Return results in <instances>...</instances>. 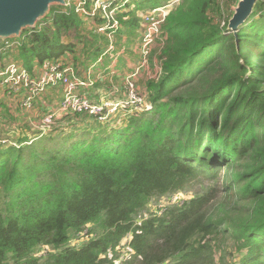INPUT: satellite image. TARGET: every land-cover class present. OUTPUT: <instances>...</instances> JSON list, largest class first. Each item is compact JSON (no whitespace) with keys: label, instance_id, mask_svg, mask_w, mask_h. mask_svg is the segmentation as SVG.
Segmentation results:
<instances>
[{"label":"trees","instance_id":"obj_1","mask_svg":"<svg viewBox=\"0 0 264 264\" xmlns=\"http://www.w3.org/2000/svg\"><path fill=\"white\" fill-rule=\"evenodd\" d=\"M230 4L181 0L169 14L149 111L106 123L64 116L46 133L24 123L0 146V264H222L226 239L235 257L225 264H264V1L236 35L221 25ZM139 10L116 15L118 38H139ZM78 14L75 2L51 7L24 33L20 59L24 50L87 70L103 50L63 40L83 39ZM0 110V124L18 123L5 100ZM191 190L151 213L154 200Z\"/></svg>","mask_w":264,"mask_h":264},{"label":"built area","instance_id":"obj_2","mask_svg":"<svg viewBox=\"0 0 264 264\" xmlns=\"http://www.w3.org/2000/svg\"><path fill=\"white\" fill-rule=\"evenodd\" d=\"M70 2L76 3V0H67V5H69ZM116 3L117 0H98L97 10H95V2L93 0L90 11L84 6L83 9L87 11V14L82 15H88L90 20H94L98 13L101 20L103 19V24L98 29L105 33L111 30V33L114 34L115 31L120 28L118 25L120 24L119 21L115 18L112 19V15L115 13L117 15L120 11H116L114 7H112ZM172 6L173 4L169 3L165 6L154 8L143 16L141 21L142 28L140 27L143 37L141 45L144 55L143 62L146 59L150 46L158 39L162 25L166 22ZM23 35L17 38H0V85L3 87L5 90L4 93L6 94L17 95L27 92L20 102V105L24 107L26 111L31 110L36 98L40 99L48 90L57 87L63 88V95L61 100L57 103V106L49 109V111L46 108V113L43 114L38 121L39 125L36 128L43 133L49 132L56 123V120L64 116L86 115L94 118L99 123H106L110 119L115 118L114 114L120 105H123L124 112L143 113L151 109L150 105L146 104L144 96L138 92L136 81L138 71L130 74L128 78L124 80V91L127 94L126 96L129 97V100H124V95H121L116 98L120 100L119 102H113V98L110 97H102V100L96 101L82 94L79 89L84 86L86 82L76 75L77 73L74 66H62L51 61H46V63H43L44 66L39 75H31L24 67H19L13 57L18 54L19 47L28 36L26 35L23 37ZM143 62L142 67H145ZM157 69H159L158 78L159 75H161V69L160 67ZM88 86H93V81H88ZM3 124L4 123L0 124V128L3 127L5 130L6 128ZM13 134L14 132L12 131L9 132L6 137H0V146L11 144L9 137ZM167 198L158 201L156 212L165 208V200ZM162 200L165 201L164 205H160ZM171 201L172 200H170V202ZM167 204H169V202Z\"/></svg>","mask_w":264,"mask_h":264},{"label":"rangeland","instance_id":"obj_3","mask_svg":"<svg viewBox=\"0 0 264 264\" xmlns=\"http://www.w3.org/2000/svg\"><path fill=\"white\" fill-rule=\"evenodd\" d=\"M83 1L84 0H76L77 6H78L77 12L79 13L78 16H80V17L84 16L83 19L86 21V23L83 21V34H82L83 39H80L78 37L77 32L72 31L73 34H71V36L68 38H63V40L72 42L73 44L77 45L76 46L77 50H82V48L86 45V42H87L86 40H90L93 43H95V45H92L93 49L97 48V46H100V48L103 51L100 53L98 61L89 65L88 66L89 68L85 71V73H87L89 75L90 80H93V79L95 80L96 76L98 79H99V77H102V79H103L102 84L106 88L103 91L106 93H110L111 96L112 95L116 96L115 98H113V100H114L113 102H119L120 100H118L116 98H117V96L119 97L121 95H124V97H125L124 100H126V101L129 100V97L126 96L127 94L124 91V80L127 79L130 74L138 71L137 78H136L137 86H138V92L142 96H144V100H145L146 104L150 105V107L152 108V105H151L149 97H148V84L150 81L158 80L161 76V75H159V77L157 78L159 69H157V67H156V65L159 62V55H160V49H159L158 45L161 44V41H158V39L156 41H154V43L149 48V51L146 55V59L143 62L144 55H143V49L141 46L142 45V39H143L142 29H141L142 27L139 28L137 31L136 30L134 31L135 35H136V32L139 34V38L137 40H135L131 34L130 35H122V37L120 39V38H118V35L116 34L117 32L113 34V33H111L112 32L111 30H108L107 33H105L104 31H100L99 29L96 28L97 18H100L98 13H97V16L94 18V21H91L89 19L90 17L88 15H82V14H87V11H85L83 9L85 6V2H83ZM94 2H95L94 9L97 10L96 8L98 6V0H94ZM143 2H144V0H117V3L112 7H114V9L116 11L120 10L119 14H124L126 12L139 10V5L142 4ZM169 3L173 4V6L170 9L171 10L170 13H171L176 8H178V6L181 3V0H169V1L166 0V1L162 2V6H165L166 4H169ZM225 4H227V1L225 2ZM234 7H235L234 4H230V8L227 6L224 7V12H221V14H220L222 26H225L226 23L228 21H230V19L232 18L233 12H234ZM99 10H102V9H99ZM151 10L152 9L142 10L140 8V10L137 12V14L141 18V21H142L143 16ZM113 18L117 19L116 13L112 15V19ZM91 22H92V24H91ZM118 25L120 28H122V30L126 31L124 26L121 24V22ZM141 25H142V23H141ZM232 33H234V32H232ZM105 37H107V39H105ZM80 40H82V41H80ZM134 40H135V42H134ZM96 42H97V45H96ZM236 42H237V40H236ZM26 47L29 48L28 43H26ZM20 54H21L22 59H20L19 54H16L15 56H13L15 58L14 61H16L18 63V64L17 63L16 64L19 67H24V69L29 71V73L31 75H33V74L35 76L39 75L44 64L42 65V63L39 61L38 53L33 54L32 58L30 57V54L28 51L21 50ZM17 55H18V57H17ZM128 59H129V61H128ZM118 62H120L119 67H123V66H127V65H129L130 67H126L123 73H119L118 71L113 70L114 65ZM128 62H129V64H128ZM142 62L144 63L145 67H142ZM147 62H148V64H147ZM257 64H258V62H257ZM100 68H102V71H101L102 74H104L105 71H107L108 73L109 72L114 73V75H112V73H109V75L92 73V72H98ZM94 75H96V76H94ZM0 90H3V87L1 85H0ZM26 94H27V92H23V93H20L17 95H14V94L10 95V94L3 93V91H1L0 92V103H4V99H6L7 96L8 97L10 96L11 100H13V99L17 100L18 98H21V100L18 101L19 103H17L15 105V107H17L20 110V111L15 110L16 113L19 114V117L21 119V120L18 119L17 122L19 123L21 121L24 122L27 120L28 122L26 124H24V126H27L26 127L27 130L28 129L32 130V131H29L32 133L33 131H36L35 129L39 125L38 121L41 119V118L39 119V116L41 117L43 114L46 113V110H45L46 108L48 109V111H49V109L55 108L57 106V102H56V100L46 101V99H43V102H44L43 103V102H40L42 100H39L38 98H36V101L33 103V108L31 110H29V112H28L25 110L24 107H22L20 105V102L23 100V98ZM45 94H46V92L44 93V95ZM51 99H53V98H51ZM40 107H42L44 109H42ZM123 109H124L123 105H120V107L118 108V110L114 114L116 119L118 118L120 120L121 118H123L125 116L131 115V114H136V112H124L125 110H123ZM21 110H23V112ZM26 112H28V113H26ZM79 123H83V119H80ZM9 124H11V122ZM56 124L57 123H55L52 128H54L56 126ZM58 124H57V126H58ZM20 130L21 129H18V132H20ZM7 134H8L7 129L0 130V137H6ZM9 139H10V141L14 140L11 137H9ZM223 173H225V171H223ZM193 194H194V191L191 190L190 192H182V193H179L177 195H172L171 198L168 197L165 200L166 201L165 208H163L159 212H157L158 215H163L166 212L168 207L173 206V205H177V203H182L183 200H187L188 198L192 197ZM170 200H172V201L170 202ZM158 201L159 200H154L150 204L151 213L156 214V206L158 204ZM165 201L162 200L160 202V205H164ZM168 202H169V204H167ZM129 237L130 236H127L122 241V244H121L122 254L121 255L126 254L130 249L127 245ZM231 252H233V255L231 254ZM233 257H235L234 243L231 240L226 239L224 242V245L221 247V250L216 255V260L218 259V261H219V258H220V260L222 258H224L222 264H225V263H229L233 259Z\"/></svg>","mask_w":264,"mask_h":264},{"label":"water","instance_id":"obj_4","mask_svg":"<svg viewBox=\"0 0 264 264\" xmlns=\"http://www.w3.org/2000/svg\"><path fill=\"white\" fill-rule=\"evenodd\" d=\"M259 1L264 0H236L228 29L237 34ZM56 5L66 6L67 0H0V38H17L36 28Z\"/></svg>","mask_w":264,"mask_h":264},{"label":"crops","instance_id":"obj_5","mask_svg":"<svg viewBox=\"0 0 264 264\" xmlns=\"http://www.w3.org/2000/svg\"><path fill=\"white\" fill-rule=\"evenodd\" d=\"M86 23V22H85ZM105 39H107V37H105ZM117 45V44H116ZM158 47H159V49H161L160 48V44L158 45ZM66 58H67V56H66ZM98 61V60H97ZM128 61H129V59H128ZM157 63V62H156ZM128 64H129V62H128ZM119 65H120V62H118V63H116L115 65H114V69L113 70H116V71H118L119 73H123L124 72V70H125V68L126 67H130L129 65H127V66H123V67H119ZM159 64H157L156 65V67L158 68L159 66H158ZM75 68V70L77 71V69H76V67H74ZM82 72L79 74H76L79 78H81L82 80H84L86 83H85V85L84 86H82L79 90H80V92L82 93V94H84L85 96H88V97H91V98H93V99H95L96 101H99V100H102V97H111V98H115L116 96H114V95H112L111 96V94L110 93H106V92H104L103 90L104 89H106L105 87H104V85L102 84L103 83V79H102V77H99V79L97 78V76L96 75H94V76H96V79L93 81V80H91V81H93V84L95 83V84H97V86H95V87H93V86H88V81H90V77H89V75L87 74V73H85V71L86 70H81ZM102 68H100L99 69V71L98 72H92V73H99V74H102ZM115 71V72H116ZM78 72V71H77ZM41 73V72H40ZM39 73V74H40ZM109 73H112V72H109ZM109 73L107 72V71H105V73L104 74H102V75H109ZM112 75H114V73H112ZM93 87V88H92ZM1 91H3V93L5 92V90L3 89V90H0V92ZM5 96V95H4ZM61 97H62V89H54V90H48L47 92H46V94L43 96V97H41L39 100H42V101H40V102H43V99H46V101H53V100H56V102L58 103L60 100H61ZM118 97V96H117ZM120 97V96H119ZM51 98H53V99H51ZM5 101H6V103H7V106H8V108L10 109V112H12V113H14V116H16L17 117V113H16V111H20L17 107H15V105L17 104V103H19L18 101H20L21 100V98H18L17 100H11V97L9 96H7V98L6 99H4ZM44 103V102H43ZM40 108H42V107H40ZM42 109H44V108H42ZM16 110V111H15ZM22 112H23V110H21ZM28 112H29V110H28ZM28 112H26V113H28ZM2 113V111L0 110V114ZM2 117H4L3 116V114L1 115ZM18 118V117H17ZM29 120V119H28ZM4 122H6L5 124H3V126H5V128L8 130V133L9 132H14V134H17V131H18V129H19V127L20 126H22V124H24V123H27L28 121L26 120V121H24V122H19V123H12V126L13 127H10L9 125V123H10V121H4ZM6 124H8V125H6Z\"/></svg>","mask_w":264,"mask_h":264}]
</instances>
